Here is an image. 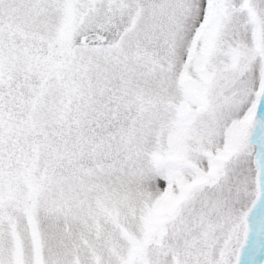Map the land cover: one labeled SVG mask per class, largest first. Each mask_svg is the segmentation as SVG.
Returning <instances> with one entry per match:
<instances>
[{
    "label": "snow or ice",
    "instance_id": "6c2138e0",
    "mask_svg": "<svg viewBox=\"0 0 264 264\" xmlns=\"http://www.w3.org/2000/svg\"><path fill=\"white\" fill-rule=\"evenodd\" d=\"M0 264H264V0H0Z\"/></svg>",
    "mask_w": 264,
    "mask_h": 264
}]
</instances>
